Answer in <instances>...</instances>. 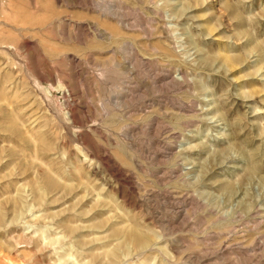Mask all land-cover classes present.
Wrapping results in <instances>:
<instances>
[{
    "label": "rangeland",
    "instance_id": "374dc122",
    "mask_svg": "<svg viewBox=\"0 0 264 264\" xmlns=\"http://www.w3.org/2000/svg\"><path fill=\"white\" fill-rule=\"evenodd\" d=\"M0 264H264V0H0Z\"/></svg>",
    "mask_w": 264,
    "mask_h": 264
}]
</instances>
